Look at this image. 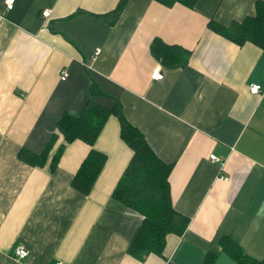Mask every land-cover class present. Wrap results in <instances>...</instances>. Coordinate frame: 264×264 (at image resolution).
Wrapping results in <instances>:
<instances>
[{"label":"crops","instance_id":"obj_1","mask_svg":"<svg viewBox=\"0 0 264 264\" xmlns=\"http://www.w3.org/2000/svg\"><path fill=\"white\" fill-rule=\"evenodd\" d=\"M120 1L15 0L8 10L0 0V264H203L208 254L237 264L224 238L264 261V51L208 27L255 15L260 0H199L194 9L129 0L115 19ZM156 39L189 50L186 65L164 67L151 53ZM158 66L164 78L153 80ZM93 83L103 96L91 94ZM90 101L108 110L120 101L127 121L173 165L172 202L190 224L167 236L162 255L128 253L143 217L112 198L134 155L116 115L93 146L68 144L51 169L65 143L59 120ZM54 134L44 166L18 157L21 149L41 154ZM92 149L107 162L84 196L72 181ZM18 246L28 257H15Z\"/></svg>","mask_w":264,"mask_h":264},{"label":"trees","instance_id":"obj_2","mask_svg":"<svg viewBox=\"0 0 264 264\" xmlns=\"http://www.w3.org/2000/svg\"><path fill=\"white\" fill-rule=\"evenodd\" d=\"M128 1H120L113 12L115 19L118 18ZM155 1L168 7L182 4L194 9L199 0ZM208 27L239 46L249 42L264 51V1L260 0L256 3L255 15L241 22H232L225 26L211 20ZM151 53L156 60L168 68L186 65L191 54L189 50L181 46L169 45L160 39L153 41ZM90 92L93 96L104 95L94 83L91 85ZM111 115L118 117L121 124V138L134 151L112 198L143 217L130 243L128 253L141 260L150 254L162 255L167 236L170 234L182 236L189 227L190 218L177 211L172 202L169 177L173 165L163 162L151 148L144 134L127 121L120 101H117L111 110L90 101L79 116L64 114L58 122V132L63 135L65 143L53 156L51 169L54 171L57 168L68 144L80 140L93 146ZM57 139V134H54L41 154L21 149L18 157L31 166H44ZM106 162L105 154L92 149L74 176L72 187L82 195L88 196ZM221 244L224 252L237 264H264V261L254 260L247 256L230 238L222 239ZM216 259V255L208 254L203 264H215Z\"/></svg>","mask_w":264,"mask_h":264},{"label":"built area","instance_id":"obj_3","mask_svg":"<svg viewBox=\"0 0 264 264\" xmlns=\"http://www.w3.org/2000/svg\"><path fill=\"white\" fill-rule=\"evenodd\" d=\"M14 3H15V0H5V5H6V8L8 10H12L14 8ZM43 16L45 18H48L51 16V10H45L43 12ZM99 52H96V55L98 54ZM69 76V73L67 72V70H64L62 72V75H61V80H66ZM164 78V74H163V70H162V67L161 66H158L153 74H152V79L153 80H162ZM251 89L254 93H261L263 90H262V87L259 86V85H252L251 86ZM210 159L213 161V162H221L222 160L218 157H216L215 155H212L210 156ZM225 180H227L228 178L227 177H223ZM14 254H15V257H17L18 259H25L26 257H28L29 255V252L28 250L23 247V246H18L15 251H14Z\"/></svg>","mask_w":264,"mask_h":264}]
</instances>
